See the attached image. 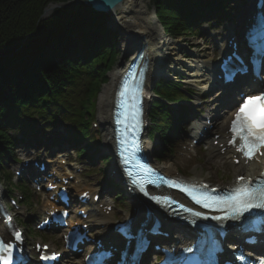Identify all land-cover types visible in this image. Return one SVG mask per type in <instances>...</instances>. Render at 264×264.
<instances>
[{
  "label": "trees",
  "instance_id": "1",
  "mask_svg": "<svg viewBox=\"0 0 264 264\" xmlns=\"http://www.w3.org/2000/svg\"><path fill=\"white\" fill-rule=\"evenodd\" d=\"M216 1L151 0L166 32L177 35L197 34L201 18L210 16L205 9L217 10ZM59 2L72 4L42 19L45 8ZM74 2L0 0V154L14 146L8 131L17 124L32 127L34 113L43 121H54L59 115L80 112L83 135L90 134L87 115L116 60L117 34L105 15ZM179 88L174 81L162 80L156 94L162 100H178ZM75 97L77 106L71 104ZM168 116L167 104L156 103L153 130L161 131L170 144Z\"/></svg>",
  "mask_w": 264,
  "mask_h": 264
},
{
  "label": "bare ground",
  "instance_id": "2",
  "mask_svg": "<svg viewBox=\"0 0 264 264\" xmlns=\"http://www.w3.org/2000/svg\"><path fill=\"white\" fill-rule=\"evenodd\" d=\"M147 8L145 0H124L121 5L117 7L115 12H113L112 21L122 24V28L125 29V40L123 41L125 49L134 50L132 55L135 56H137L140 51L143 52V50H145L146 56H148L150 60V80L154 74L159 75L164 71L166 73L167 67L176 71L177 74L185 72L187 68L189 82L202 84L203 89L206 92L209 91L210 84H212V73L217 69L216 62L214 63L215 57L207 54H204L205 56L202 57L198 53L192 52L190 57L193 58V60L186 64L182 56L179 55L181 48H177L178 41H171L172 39H168L164 34L162 27L156 22V24L153 25V21H156L155 17L152 13L147 11ZM135 14H137V16H135ZM231 33L232 31H229L228 35ZM215 40L220 43L223 42V40L219 39L217 36L215 37ZM226 45L227 44L225 43L222 46V49L226 48ZM171 50L175 51L172 52ZM125 68L126 66L123 65L120 71L114 75L113 84L105 89L100 98L99 119L101 124L107 128L108 131L105 139V146L108 148L113 144L111 130L113 129L112 121L116 89L121 74ZM150 80L148 82H150ZM251 90L252 89L249 88L250 93ZM222 108H220L217 113L219 117L221 116ZM31 116L34 118V114ZM36 123L39 125L38 121ZM15 130L16 128H14V131ZM214 131L218 134L220 133L219 141L221 143L226 142L224 139V131L219 125L215 124ZM214 141L215 139L213 138L212 142ZM149 146L153 148L152 143H149ZM33 149L35 150L36 147H33ZM211 149L213 151L212 154H214L212 160L215 161V159H219L223 167L230 169L235 176L241 174L245 177L257 178L261 175L264 165V155H258L254 161H249L248 163L241 161L239 164H236L234 161L238 156H233V152L228 149H224V151L220 152L221 148L214 147L212 144ZM160 168L168 175L177 176L178 168L172 163L162 165ZM195 174L196 175L193 178L194 180L203 179V177L198 175V172H195ZM235 179L230 183L235 184ZM136 203H138L135 205L137 208V214L143 215L145 213V210L143 209L144 204L139 200H136ZM47 204L48 202H46L45 208L49 207ZM89 208L93 209L95 208V205H89ZM94 217L101 225L107 224L105 227L106 232H108L112 225H114L115 215L113 212L108 214L104 209L102 210L99 207L95 212ZM55 248L56 247H53V249Z\"/></svg>",
  "mask_w": 264,
  "mask_h": 264
},
{
  "label": "rangeland",
  "instance_id": "3",
  "mask_svg": "<svg viewBox=\"0 0 264 264\" xmlns=\"http://www.w3.org/2000/svg\"><path fill=\"white\" fill-rule=\"evenodd\" d=\"M145 3L147 4V11L152 13V5L150 0H145ZM237 8L240 7L242 8L243 6H241L240 4H238L236 6ZM231 9H235V7H232ZM233 11V10H232ZM153 14V13H152ZM109 19L110 22L112 24H114L117 29L120 31V36L121 39L118 43V46H120V50H119V57H118V61L115 64V66L113 67V69L110 71L109 73V77H108V82L107 84H105L102 87L101 93L98 96L96 105H95V110H94V118H93V123L94 124H98L100 125L99 127L94 126V135L97 141V146L99 148V150H103V143L107 137V128H105L101 123H100V119H99V104H100V98L102 93L105 91V89L109 86H111L113 84V79H114V75L117 74L120 69L123 67V64H125V62L129 59V55H132L134 50H126L125 46L123 45V41L125 40V29L122 28V24L120 23H116L113 22V15L109 14ZM235 15H239V13L234 14ZM135 16H137V14H135ZM226 16V15H225ZM240 20H238V23ZM154 25V23H153ZM213 26V25H212ZM233 26V23H225L222 24L216 28L213 27H206L204 26V36L201 38H189V35H181L177 37H173L175 38L174 40L172 38L168 39H172L171 41H178V47L177 48H181L179 55L182 56V58L185 60V63H190L192 62L193 58L190 57V54H192V52H196L199 55H201L202 57L205 56L204 54L207 55H211L214 56V60H216V58H218L219 56V52H220V48H221V43L217 42L215 40V37L217 36L219 39L223 40V44L225 43V39L227 37V35L229 34V31ZM123 35H124V39H123ZM188 36V37H187ZM172 52H174L175 50H171ZM125 53V55H124ZM186 68V67H185ZM167 70H169L170 68H166ZM165 72V71H164ZM166 74H169V78L172 79H176L177 81H181L182 85H183V91L188 92L191 91V95L188 98L189 101L196 103L198 102V100L204 102V104H209L210 106H214V104H217V99L218 96L217 95H211V93L206 94V98H202L204 96V94L206 93L205 90L203 89V85L199 84V83H191L188 80V72H187V68L186 71L178 74V75H174L173 73H168V71H166ZM152 86V85H151ZM215 104V105H216ZM200 107V106H199ZM204 108V106H202V109ZM39 125L36 126L35 128V133L38 136V139L41 141L42 143V148H40L39 150H37V152L34 151H30L27 152L28 150V146L25 145H20L17 149L16 152L19 153V157H22V155H25V153L30 154L31 156H35V157H39L42 156L43 153H47L48 150H46V144H50L52 143V141L58 137V136H68L71 135V131H70V125L63 123L62 121H59L57 123V127H43L41 125V122H38ZM102 126V127H101ZM25 131L23 130H17L15 131V136L18 138H24V140H28L31 141L32 137H26L23 133ZM185 136V135H184ZM183 136V139H184ZM24 151V152H23ZM36 154V155H35ZM38 155V156H37ZM211 152L206 151V152H201L200 154L197 153L196 151H189V148L187 145H176L174 154L167 156L163 159L162 164L167 163V162H175L178 165V168H180V170H182L183 168L187 171L188 174L190 175H195V172H198L199 176H202L205 179L211 180L216 182L215 185H219L220 183L223 182H227L229 180H233L234 176H233V172H231L230 170H228L226 167H222L221 166V162L220 160H216L213 161L211 158ZM73 157H76V155H74ZM78 162H80L81 164H83V172H82V178L84 180V184L83 186H98L100 185L101 179H102V175L99 173L102 169H108L107 165L103 164V163H99L98 165H96L95 167H92L93 169H95V171L92 174L87 175L85 171L88 172L89 169V165L87 163H85V161H83L80 158H76ZM13 164V163H11ZM111 167V166H110ZM14 173V171H13ZM14 179L17 181L18 179L16 177H14ZM32 194H35L34 196L37 197V200H42L43 199V195L41 193H35V191H32ZM6 193L3 196V200H4V204H7L8 206H10V198L6 197ZM23 204V208H24V212H19L18 213V217H21L22 219H26L27 221H29V217H33V216H39V209L33 208L30 209L25 203H21ZM118 204L122 205V203L118 202ZM126 204V206H125ZM124 204L126 211H129L131 209V204L129 202H126ZM23 210V209H22ZM118 215V219L122 218V211H118L117 212ZM120 215V216H119ZM29 219V220H28ZM61 243V241H60ZM62 245V243H61Z\"/></svg>",
  "mask_w": 264,
  "mask_h": 264
},
{
  "label": "snow or ice",
  "instance_id": "4",
  "mask_svg": "<svg viewBox=\"0 0 264 264\" xmlns=\"http://www.w3.org/2000/svg\"><path fill=\"white\" fill-rule=\"evenodd\" d=\"M232 140L229 143L235 144L237 136L240 140L239 147L236 151L241 153L245 163L252 160L260 148H264V94L259 97H248L245 103L235 113V118L231 121ZM264 155V153H260ZM236 160V163H239ZM264 175V173H262ZM245 177L240 176L238 180L245 181ZM252 178L248 177L247 182ZM51 187V186H50ZM196 203H202L204 207H211L212 203H224L230 209L224 216L214 217L216 220H228L234 216L243 215L253 209L264 211V187L250 189L246 185L238 186L233 189L232 194L224 200L208 202L207 197L197 199L193 197ZM197 216L200 213H196ZM17 239L20 233L16 234ZM12 245L6 244L0 240V264H11L12 262ZM191 251V249H188ZM47 259V257H43Z\"/></svg>",
  "mask_w": 264,
  "mask_h": 264
},
{
  "label": "water",
  "instance_id": "5",
  "mask_svg": "<svg viewBox=\"0 0 264 264\" xmlns=\"http://www.w3.org/2000/svg\"><path fill=\"white\" fill-rule=\"evenodd\" d=\"M124 0H87L86 4L92 5L93 8L98 12H112L114 11ZM78 0L77 3H80ZM67 6V5H52L45 10L43 17H47L53 11L55 7Z\"/></svg>",
  "mask_w": 264,
  "mask_h": 264
}]
</instances>
